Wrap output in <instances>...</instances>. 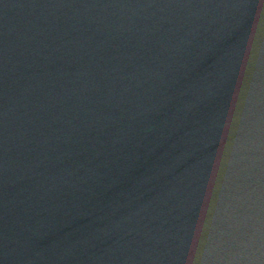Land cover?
<instances>
[{"label":"water","instance_id":"95a60500","mask_svg":"<svg viewBox=\"0 0 264 264\" xmlns=\"http://www.w3.org/2000/svg\"><path fill=\"white\" fill-rule=\"evenodd\" d=\"M0 264H264V0H0Z\"/></svg>","mask_w":264,"mask_h":264},{"label":"clouds","instance_id":"9594fccd","mask_svg":"<svg viewBox=\"0 0 264 264\" xmlns=\"http://www.w3.org/2000/svg\"><path fill=\"white\" fill-rule=\"evenodd\" d=\"M249 71H250L251 75H256V73H252L250 69H249Z\"/></svg>","mask_w":264,"mask_h":264}]
</instances>
